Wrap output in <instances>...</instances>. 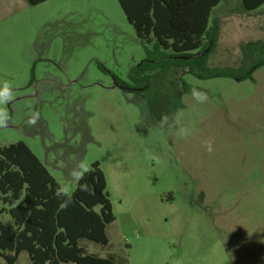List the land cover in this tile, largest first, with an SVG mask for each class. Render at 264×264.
Returning <instances> with one entry per match:
<instances>
[{
  "label": "rangeland",
  "instance_id": "1",
  "mask_svg": "<svg viewBox=\"0 0 264 264\" xmlns=\"http://www.w3.org/2000/svg\"><path fill=\"white\" fill-rule=\"evenodd\" d=\"M210 27L207 68L238 72L241 46L264 42V6L246 13L240 0H220ZM156 53L140 44L117 0H0V91L8 85L13 95L0 105L8 117L0 147L24 143L69 195V170L99 163L114 221L106 245L78 241L88 255L116 264H264V66L239 81L174 67L151 73L145 93L123 90L136 89L131 71ZM192 87L208 101L197 104ZM155 101L192 134L162 129L149 109ZM0 223L13 224L8 214ZM14 264L31 263L22 252Z\"/></svg>",
  "mask_w": 264,
  "mask_h": 264
},
{
  "label": "trees",
  "instance_id": "2",
  "mask_svg": "<svg viewBox=\"0 0 264 264\" xmlns=\"http://www.w3.org/2000/svg\"><path fill=\"white\" fill-rule=\"evenodd\" d=\"M24 1L36 6L48 0ZM117 2L140 44L145 48L152 45L157 52L129 75L140 94L150 89V74L157 70L166 73L174 67L186 66L198 78L229 77L239 81L264 66V42H254L241 46L238 72L207 68L206 57L215 41L210 18L220 0ZM240 2L246 13L264 6V0ZM195 54L201 55L194 59L178 58ZM149 109L160 121L161 108L156 101L149 103ZM84 180L91 192L80 191L76 182L70 194L72 202L61 208L64 197L56 195L59 185L31 150L21 142L0 147V216L8 214L13 223H0V258L14 264L25 252L31 264H116L88 255L78 246L82 239L106 245L105 229L114 221L99 163L91 164Z\"/></svg>",
  "mask_w": 264,
  "mask_h": 264
},
{
  "label": "clouds",
  "instance_id": "3",
  "mask_svg": "<svg viewBox=\"0 0 264 264\" xmlns=\"http://www.w3.org/2000/svg\"><path fill=\"white\" fill-rule=\"evenodd\" d=\"M7 84V83H6ZM192 98L196 101L197 104H204L208 101V95L205 91L201 90L198 87H192L189 93ZM13 99V95L11 94L10 86H5L2 91H0V105H4ZM0 112L5 113V118L2 122H0V127L4 126L7 121L8 117L6 115L5 109L0 107ZM29 123L34 124V120H30ZM159 126L162 129L167 130H174L176 135L180 138H187L189 137L192 132L191 129L181 126L179 119L176 114L169 116L168 114H163L159 121ZM205 146L209 153L212 152V141L208 140L205 141ZM90 168L86 161L81 160L72 167L69 172L68 176L71 180L77 182L79 190L82 192H91L90 186L88 185L87 181L84 180L85 176L89 173ZM80 181H84L83 183H79ZM70 188L68 186L62 185L56 189V195L58 198L64 197L61 200V208H66L72 202V196L69 195Z\"/></svg>",
  "mask_w": 264,
  "mask_h": 264
},
{
  "label": "water",
  "instance_id": "4",
  "mask_svg": "<svg viewBox=\"0 0 264 264\" xmlns=\"http://www.w3.org/2000/svg\"><path fill=\"white\" fill-rule=\"evenodd\" d=\"M207 51H205L204 53H206ZM201 54H195V55H193V56H189V57H178L179 59H184V60H186V59H194V58H196V57H199ZM123 90H125V91H128V92H134V91H136L135 89H133V88H126V87H121Z\"/></svg>",
  "mask_w": 264,
  "mask_h": 264
},
{
  "label": "flooded vegetation",
  "instance_id": "5",
  "mask_svg": "<svg viewBox=\"0 0 264 264\" xmlns=\"http://www.w3.org/2000/svg\"><path fill=\"white\" fill-rule=\"evenodd\" d=\"M136 91H138V89H135ZM136 91H134V92H136Z\"/></svg>",
  "mask_w": 264,
  "mask_h": 264
}]
</instances>
